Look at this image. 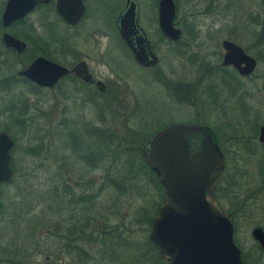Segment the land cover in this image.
<instances>
[{
	"label": "rangeland",
	"instance_id": "rangeland-1",
	"mask_svg": "<svg viewBox=\"0 0 264 264\" xmlns=\"http://www.w3.org/2000/svg\"><path fill=\"white\" fill-rule=\"evenodd\" d=\"M156 1L138 0L140 24L159 57L158 65L150 69L136 65L116 38L114 18L124 0H87L88 14L72 30L46 8L38 9L29 21L10 30L19 35L31 22L43 38L51 36L55 48L59 43L55 36L73 34L70 44H76L95 72L107 80L102 106L105 124L113 122L125 130L124 119L132 126L134 121L143 120L147 132L176 122L200 123L209 128L225 161L216 199L233 220L234 239L243 256L246 252L250 264H264V252L251 235L254 227L264 229V144L257 139L259 126L264 124V41L262 44L259 38L264 0H174V21L182 31L176 43L162 38L157 30ZM225 38L258 58L252 76L240 77L231 67H220L221 41ZM98 39L102 59L96 49ZM9 60L11 64L0 69V82L9 81L6 89H0V108L22 100L27 120L30 117L26 142L33 144V131L41 127L35 122L39 114V121L47 129L59 109L65 112L67 108L74 118L91 120L98 126L100 110L93 102H83L74 91L71 98L53 105L54 93L24 83L16 77L20 62L11 54ZM84 133L87 131L82 130L81 135ZM59 140L58 136L57 143ZM26 149L24 155L16 150L15 162L23 157L24 166L16 168L14 184L5 187L1 195L0 264H166L149 239V223L163 200L149 174L137 169L140 161L131 172L135 179L126 180L132 187L94 186L88 197L89 208L73 205L56 211L53 156L41 154L38 160L34 148ZM82 161L76 157L71 161L74 174L81 171ZM103 167L107 174L105 162ZM141 213L146 214L145 219L152 218L145 222ZM70 215V224L82 218L89 221L83 241H76L74 246L65 240L64 228L55 234V225Z\"/></svg>",
	"mask_w": 264,
	"mask_h": 264
},
{
	"label": "water",
	"instance_id": "water-1",
	"mask_svg": "<svg viewBox=\"0 0 264 264\" xmlns=\"http://www.w3.org/2000/svg\"><path fill=\"white\" fill-rule=\"evenodd\" d=\"M46 1L8 0L2 15L3 25H10L36 4ZM56 9L67 23L75 24L83 16L85 5L82 0H57ZM175 16L174 0L158 1L159 27L173 41L182 35L181 29L174 24ZM117 27L140 65L149 67L157 63V56L138 23L135 0H127L117 19ZM3 41L17 51L25 46L8 32L3 34ZM221 47V66L233 67L240 76L253 72L256 60L241 45L225 38ZM73 70L85 81H92L84 62ZM68 72L55 62L37 58L18 74L38 85L53 86ZM257 139L264 143V124L259 126ZM12 144L6 134H0V184L12 174L9 166ZM140 153L163 188V202L149 223V239L166 264H245L243 251L234 239L233 220L220 208L215 197L225 161L209 128L200 123H172L152 133ZM251 235L264 252V229L254 227Z\"/></svg>",
	"mask_w": 264,
	"mask_h": 264
},
{
	"label": "flooded vegetation",
	"instance_id": "flooded-vegetation-1",
	"mask_svg": "<svg viewBox=\"0 0 264 264\" xmlns=\"http://www.w3.org/2000/svg\"><path fill=\"white\" fill-rule=\"evenodd\" d=\"M7 1L8 0H5L3 2L1 0L0 2V6H1L0 7L1 10L0 69L3 68L4 66H8L9 64H11L9 60V55L11 54L16 58V60L20 62L18 66V70L16 71V77L23 79V81H26L24 83L31 85L32 88L35 90H49L53 92L54 93L53 105L59 106L62 99L65 98L67 100L68 98H71L73 96L74 91H76L81 96V100L83 102L91 101L95 105H97L98 109L100 110V113L97 115L98 126L96 127L93 124V121L91 120H87V119L84 120L83 118H74V116L68 112L67 108L65 112L62 111V109H59L57 110L58 112L56 111V113L53 114V118L50 119V126L47 129H44V127L46 126L42 125L41 122L39 121L40 120V114H39V117L37 118L38 120H36L35 122L37 123V125L38 124L39 126L41 125V127L33 131V133L35 134V138L33 144H31V142L28 143L24 140L25 139L24 137L26 136L27 133V128H29L28 120L30 119V117L27 120V116L25 113L26 108L22 100H18V101L13 100L5 104L3 108H0V134L1 133L6 134L13 142L9 150V155H10L9 166L11 168L12 174L9 180L0 184V208L2 205L1 195L4 192L5 187H10L14 184V176H15L16 168L20 169L21 167L24 166L25 159H23V157L20 159V162L18 164L15 162V153L17 152L16 150L22 153L21 155H24L26 151L29 150L26 148H30V149L34 148L35 151L34 154L37 155V158H39L38 160H41V154L42 155L51 154L53 156L52 159L54 160L56 165L53 167V177H52V182L53 185L55 186L54 187L55 210L57 211L60 209H66L67 207H73V205H76L81 208L85 207V209H87L89 208L88 197L90 195V190L92 191L95 188L94 186H98V187L104 186L106 181L104 167H103L104 161L102 156L103 146L101 147L100 145H96L95 142L99 143L101 141L102 143V137L104 136V132L106 129L105 115L104 113H102L103 112L102 106H104L105 104V100H106L105 95L108 92L107 89L108 84L106 83L107 80L106 78L95 72V70L90 66L89 60L85 55V53L79 51V49L75 47L76 44L74 45L70 44L72 42L71 39L73 40L74 38L73 34H71L70 36V34L64 33L63 36L61 37L55 36V38L57 39V43L59 42L61 46L60 47L58 43V47L60 48L58 47L55 48L52 45L53 39L51 38V36L49 35L50 38H43L37 32L36 27L31 22L26 25V27L23 29V31L20 32L19 35L15 32H11L10 28L14 27L18 23H25L27 19L38 9L46 8L55 14L56 18H58L64 24L66 29L72 30L78 27L86 18L88 14L89 4H87L86 2L87 0H82V2L85 5V12L83 16L75 24L67 23L58 14L56 9L57 0H47L46 2H41L36 4L29 12H27V14L24 17L14 20L8 26H4L2 22V15L4 13ZM135 1L138 7V23L143 29L146 37L148 38L152 51L157 56V63L149 67L140 65L134 58L131 49L122 40V38L118 33L117 19L121 14V12L124 10L127 0H124V4L122 8L118 10L116 17L114 18V30L117 31L116 38L118 39L120 45L127 51L130 57L134 60L136 65H138L143 69L154 68L158 65L159 57L153 49V44L151 43L148 37L147 31L140 24V19H141L140 6L138 0ZM158 1L159 0L156 1L157 12H158ZM157 24H158L157 30L161 34L162 38H164L165 40L171 43H176L181 39L180 37L178 40L173 41L168 37H166L161 32V29L159 27L158 16H157ZM5 32L10 33L11 35L17 37L20 41H22L25 44L24 48L21 51H17L15 49L7 47L3 41V34ZM96 49L98 51L99 57L102 59L103 50H101L99 39L97 40ZM245 52L248 53L246 49ZM58 56H63L66 58V60H60ZM253 57L256 60L255 69L251 74L247 76L239 75L240 77L247 78L252 76L253 73L255 72L259 60L257 57L255 56ZM37 58H44L49 61L55 62L68 69L69 72L67 74L61 75L53 86L38 85L32 82L27 77L18 74L19 71L26 69ZM82 62L86 64L87 71L91 75L92 81H85L78 73H76L73 70L75 66H77L79 63ZM220 67L227 68L231 66L220 65ZM231 68L233 69V67ZM8 82L9 81H3V83L0 82V89H6L8 87L7 86ZM99 82H101V84ZM35 116L36 115H34V117ZM76 123H79L80 127ZM82 130L87 131V133L81 135ZM28 133H29L28 135H31L32 131H29ZM58 136L60 140L57 143ZM19 137H22L21 142L20 140H18ZM47 138L50 139L48 143L46 141ZM74 138L77 139L76 148L74 147L75 146ZM91 141L93 142L92 145L93 147H89V143ZM87 152H92L90 154L93 155V158H91L92 163L86 161L85 156L86 154L88 155ZM59 153L63 154L62 155L63 157L59 156L58 155ZM73 156L83 160L82 161L83 167L80 169L81 171H79L77 174H74V171L72 169L73 166L71 165V161H74ZM36 164L40 165L41 162L39 161ZM95 170H97L96 175L94 174ZM90 187H92V189H90ZM215 197H216V192H215ZM220 208L223 210L221 206ZM71 217L72 216L70 215L68 216L66 221L64 220L59 221L58 224L55 225V234L57 235L60 228H64V231L66 232L65 240H67V243H71L74 246V244H77L76 241L78 242L83 241V232L87 230V228H89V221L88 218H82L79 221H77L76 219L75 224L74 222L70 224L69 221H73V217L72 218ZM48 259L49 257L47 256L46 260Z\"/></svg>",
	"mask_w": 264,
	"mask_h": 264
},
{
	"label": "trees",
	"instance_id": "trees-1",
	"mask_svg": "<svg viewBox=\"0 0 264 264\" xmlns=\"http://www.w3.org/2000/svg\"><path fill=\"white\" fill-rule=\"evenodd\" d=\"M260 42L264 41V31L261 29L259 33ZM264 43V42H263ZM262 43V44H263ZM112 121V120H111ZM143 120H138L137 122L134 121V125L129 124L128 119L123 120V128L125 130L119 129L117 126L114 125L113 122L110 124L106 123V129L104 132V136L102 137V143L101 141L99 143L95 142L96 145L103 146V161L107 165V174H105V185L106 186H113L116 188H120L121 186H131L133 184H129L126 182V180H133L135 179V174L131 173L134 164L136 162L140 161L139 166L137 169L139 171H143L145 173L149 174V177L151 181L158 187V194L163 200V188L162 185L158 182L156 178L155 172L148 167V165L143 161L141 157V147L146 141V139L155 131L153 132H147L144 131L143 127ZM164 127V126H162ZM162 127L156 129L159 130ZM76 138H74V147L76 148ZM93 142L91 141L89 143V147H93ZM97 147V146H95ZM86 154V161L89 163H92L91 158H93V155H90L92 152H87ZM123 159L121 162H119V165L116 166L117 160L120 159L121 156H123ZM115 169V170H114ZM114 172H111V171ZM116 171V172H115ZM124 180V181H123ZM123 182V183H121ZM107 183V184H106ZM127 189V188H125ZM132 189V188H131ZM217 189V188H216ZM147 210V209H146ZM143 221L148 222L152 218V216H148L147 219H145V213H141ZM152 243V242H151ZM154 250H157V247L152 243ZM158 251V250H157ZM244 263L250 264V260L248 256L246 255V252L244 254Z\"/></svg>",
	"mask_w": 264,
	"mask_h": 264
}]
</instances>
